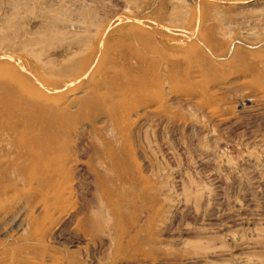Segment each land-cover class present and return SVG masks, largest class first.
<instances>
[{
  "label": "rangeland",
  "instance_id": "374dc122",
  "mask_svg": "<svg viewBox=\"0 0 264 264\" xmlns=\"http://www.w3.org/2000/svg\"><path fill=\"white\" fill-rule=\"evenodd\" d=\"M0 264H264V0H0Z\"/></svg>",
  "mask_w": 264,
  "mask_h": 264
}]
</instances>
